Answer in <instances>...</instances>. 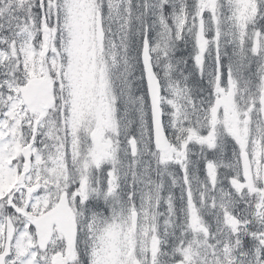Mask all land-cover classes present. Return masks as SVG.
<instances>
[{
	"label": "snow or ice",
	"instance_id": "6c2138e0",
	"mask_svg": "<svg viewBox=\"0 0 264 264\" xmlns=\"http://www.w3.org/2000/svg\"><path fill=\"white\" fill-rule=\"evenodd\" d=\"M0 264H264V0H0Z\"/></svg>",
	"mask_w": 264,
	"mask_h": 264
}]
</instances>
